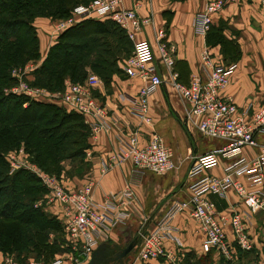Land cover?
Returning <instances> with one entry per match:
<instances>
[{"label":"built area","instance_id":"2783aa9c","mask_svg":"<svg viewBox=\"0 0 264 264\" xmlns=\"http://www.w3.org/2000/svg\"><path fill=\"white\" fill-rule=\"evenodd\" d=\"M205 1V10L198 13L194 21L195 32L203 35L209 29L211 15L237 0ZM250 1L264 8V0ZM121 2L91 0L87 4H79L67 17L55 19L56 31L62 32L88 18L116 22L127 31L133 44L131 56L123 60V72L129 78L142 80L136 94L123 95L130 101L131 112L142 122H150V97L166 82L188 102L189 109L185 118L188 126L195 128L204 137L225 141L221 148L199 155L189 175L194 177L206 173L220 157L228 160L222 176L205 174L194 180L189 186V197L186 200L171 202L151 229L138 230L136 252L129 264H141L160 258L168 264H178L180 254L166 244L178 243L180 230L175 218L183 211L188 212L203 232L204 239L200 244L202 252L213 248L231 259V247L235 245L243 250H250L254 246L260 249L259 240H253L249 229L253 214L259 210L264 212V143L259 144L254 134L255 131L264 132V107L253 111L250 118L246 119L230 97L219 95V91L227 86L234 65L216 64L205 80L193 77L187 84L181 83L174 71L175 44L163 41L161 30L155 34V47L149 40L135 39V30L147 23L149 18L139 16L136 7L120 8ZM201 59L208 62L207 51L202 53ZM42 61L43 58H40L26 63L21 72L13 68L11 77L16 82L9 91L26 95L29 99L53 103L66 111L77 112L83 118L92 119L88 124L92 134L107 129V106L94 93L97 86L103 83L101 78L89 73L82 82L66 80L63 89L58 91L35 87L29 81L33 80V73ZM156 65L163 66L166 73H157ZM119 141L120 152L101 160L103 173L127 159L137 172L164 174L174 168L172 152L157 134H152L144 143L138 142L134 134L128 138L122 136ZM246 146L259 147L258 154L250 160L242 156V149ZM19 151L6 154L9 173L26 168L38 176L46 192L35 206L43 208L48 204L56 207L53 215L61 224L70 250L56 254L49 260L33 256L18 260L14 254L0 251V264H85L92 251L110 240L111 232L127 222L133 195L131 188L111 192L102 200H97L93 193V183L68 188L63 184V175L45 172L25 158L26 154H22L24 150ZM228 191L235 192L243 200L246 209L229 213L218 211L208 195L224 197ZM227 226L230 228L231 240L228 238Z\"/></svg>","mask_w":264,"mask_h":264},{"label":"crops","instance_id":"0c3cea01","mask_svg":"<svg viewBox=\"0 0 264 264\" xmlns=\"http://www.w3.org/2000/svg\"><path fill=\"white\" fill-rule=\"evenodd\" d=\"M206 4L205 0H122L119 7H136L139 16L149 18L147 23L135 30V39L149 40L155 47V34L161 30L162 40L175 44L174 71L178 74V80L187 84L193 77L205 80L212 71V66L225 65L219 46L207 45L205 34L196 33L194 30L195 17L205 10ZM167 18L170 19L168 25ZM211 19V24L218 25L223 21L232 26L235 32L225 29L224 33L227 37L236 39L241 47V57L237 62L230 64L234 65V68L227 86L219 91V95L230 97L239 106L243 117L248 119L253 111L264 107V8L254 1L237 0L212 14ZM33 25L39 41V53L41 58H44L61 32L56 31L55 19L48 17L35 18ZM124 31L127 32L125 29ZM205 51L209 54L208 62L201 59ZM131 53L126 58H129ZM126 58L117 62L122 71L123 60ZM156 71L161 75L166 73L161 65H156ZM141 84L142 80L138 78H129L125 73H115L108 87L104 83L97 86L94 93L107 106L105 119L108 127L95 134L90 133L88 137L90 147L85 150L84 156L89 163L87 173L82 177H68L65 170H62L64 186L75 188L91 182L97 200H102L111 192L131 188L133 195L129 217L124 225L111 232V239H116L120 230L129 223L134 224L138 230L151 229L171 202L186 200L189 197V186L194 180L205 174L222 176L224 167L228 164L227 159L220 157L206 173L191 177L189 171L195 159L206 152L221 148L225 141L204 137L195 128L189 127L185 119L189 109L188 102L166 82L150 97V122H142L131 112L130 101L123 96L125 93L136 94ZM91 120L84 118L87 124H90ZM132 134L140 143L147 141L152 134L160 136L172 152L174 168L164 174L137 172L127 159L103 173L101 160L120 152L119 139L122 136L128 138ZM254 134L259 144L264 143V132L255 131ZM258 152L259 147L246 146L242 149V156L250 160ZM69 161H64L65 169L69 167ZM208 198L220 212L246 209L243 200L233 191H228L224 197L209 194ZM43 210L53 214L56 207L47 204ZM175 223L180 230L178 243L168 242L166 246L178 254L188 250L199 253L200 244L204 239L199 225L185 211L176 216ZM250 226L249 232L253 235V240L264 238H260L261 235L264 236L263 211L259 210L253 214ZM226 231L231 240L228 226ZM257 235L260 237H256ZM141 264L168 263L160 258Z\"/></svg>","mask_w":264,"mask_h":264},{"label":"trees","instance_id":"16d2710c","mask_svg":"<svg viewBox=\"0 0 264 264\" xmlns=\"http://www.w3.org/2000/svg\"><path fill=\"white\" fill-rule=\"evenodd\" d=\"M89 1L0 0V251L12 253L18 260L27 256L51 259L60 249V239H51L50 232H58L62 227L56 218L34 205L46 192L40 179L25 168L9 173L6 153L23 143L42 170L60 175L61 163L68 159L71 164L66 175L82 177L89 170L84 156L90 147L91 130L77 112L29 99L26 95H4L3 87L13 83L9 74L12 67L39 56L33 20L36 17H67L75 6ZM21 11L27 16L10 17ZM169 21L167 18L166 25ZM225 29L235 32L223 21L211 24L205 39L207 45L219 46L224 64L230 65L241 57V47L236 39L225 35ZM132 48L128 35L114 21L83 19L59 34L29 83L57 91L63 89L66 80L82 82L90 69L108 87L113 74H124L117 62L127 57ZM109 241L102 246L112 257L119 247H110ZM258 244L260 249L231 247V259L213 248L199 253L188 250L180 254L178 264H256L255 260L259 264L264 238ZM254 250L258 252L255 258H250ZM95 264L103 263L96 260Z\"/></svg>","mask_w":264,"mask_h":264},{"label":"rangeland","instance_id":"374dc122","mask_svg":"<svg viewBox=\"0 0 264 264\" xmlns=\"http://www.w3.org/2000/svg\"><path fill=\"white\" fill-rule=\"evenodd\" d=\"M14 15H20V16H22V17H26L27 15H25V14H23V11H21V12H19L18 14L16 13V14H13V15H10V17H13ZM37 18V17H36ZM61 18H65V17H61ZM54 19H56V18H54ZM59 19V18H58ZM132 42V41H131ZM41 58V56H40V53H39V56L38 57H36V58H30L29 60H27L26 62H24L23 64H21V65H17V66H15V67H12L11 69H10V71H9V74H10V76H11V73L13 72V68L14 69H16V72H21V69H22V67L26 64V63H28V62H34L35 60H38V59H40ZM45 58V57H44ZM43 58V59H44ZM124 58H126V56H124ZM123 58H121V60H122ZM89 73H93V74H95V75H97L98 77H100L97 73H95L94 71H91L90 69H88V74ZM34 75V74H33ZM12 78V77H11ZM13 79V78H12ZM34 79V78H33ZM23 80H26L24 77H23ZM102 80V79H101ZM15 80L13 79V83L12 84H8V85H5L4 87H3V93H4V95H9V94H12L13 95V93H11L9 90H10V88L15 84ZM30 82V81H29ZM35 87H40V86H35ZM40 88H45V87H40ZM46 89V88H45ZM58 91V90H57ZM14 95H17V94H15L14 93ZM26 104L27 103H24L23 105L24 106H26ZM19 150H24L23 152L24 153H22V154H26V159H28L31 163H33V164H35L37 167H39L40 169H42L36 162H34L33 160H32V157H31V155H30V153H28L27 152V150L25 149V147H24V145H23V143H21L20 144V146H18V147H15V148H12V150H10V151H14V152H16V153H20V151ZM9 152V151H8ZM7 154V153H6ZM64 163V161L61 163L62 164V166H63V169L62 170H65V172H66V169H65V166L66 165H64L63 164ZM70 164H71V162L69 161L68 162V166L69 167H67V169H69L70 168ZM8 169H9V167H8ZM26 169V168H25ZM16 170H18V169H16ZM16 170H14V171H16ZM27 170V169H26ZM14 171H12V173L14 172ZM29 171V170H28ZM45 171V170H44ZM45 172H47V171H45ZM47 173H49V172H47ZM35 176H37L35 173H33ZM61 175H62V172L60 173ZM66 175V174H65ZM38 177V176H37ZM68 177H74V176H68ZM37 202V200L35 201V203ZM35 203H34V205H35ZM49 216H51V217H53L54 219L56 218V216L55 215H53V214H50L49 213ZM128 227V228H127ZM127 227H124V228H122L121 230H120V234L116 237V239H110V241L108 242V244L110 245V247H115V246H117V247H119V249L118 250H121L122 248H124L131 240H133V238L136 236V235H138V229H137V227L134 225V224H130L129 223V225L127 226ZM263 236V235H262ZM50 237H51V239H53L54 237H58L60 240V245H59V251L56 253V254H58L59 255V253L61 254L62 252H66V251H69L70 249H69V247H68V245H66V242H65V238H64V234H63V230H62V228H60V231H56V232H54V231H51L50 232ZM131 239V240H130ZM58 241V242H59ZM135 248V249H134ZM126 256H124L123 257V260L125 261V263L126 264H128L129 262H130V260L133 258V254L135 253V251H136V247H134ZM118 250H116L115 252H117ZM115 252H113V254L115 253ZM256 252H258V250H254V251H252V253L251 254H249V257L250 258H255V256H256ZM262 252H263V250H262ZM262 252H261V254H260V256H259V259H260V263L259 264H264V252H263V254H262ZM55 254V255H56ZM113 254H112V257H113ZM254 254H255V256H254ZM53 258V257H52ZM39 259H43V258H39ZM234 260H232V262H233ZM254 261V260H253ZM254 263H256L257 264V260H255L254 261Z\"/></svg>","mask_w":264,"mask_h":264},{"label":"water","instance_id":"95a60500","mask_svg":"<svg viewBox=\"0 0 264 264\" xmlns=\"http://www.w3.org/2000/svg\"><path fill=\"white\" fill-rule=\"evenodd\" d=\"M138 241V237H134L124 248L118 250L113 254V258L122 261V258L126 256L135 246ZM102 245H98L91 253L89 260L85 264H95L96 260L99 258V253L101 252Z\"/></svg>","mask_w":264,"mask_h":264},{"label":"flooded vegetation","instance_id":"af4514ba","mask_svg":"<svg viewBox=\"0 0 264 264\" xmlns=\"http://www.w3.org/2000/svg\"><path fill=\"white\" fill-rule=\"evenodd\" d=\"M98 260H100L103 264H126L123 258L122 261L120 262L119 260L111 257V255H108V249L103 246L101 248V252L99 253Z\"/></svg>","mask_w":264,"mask_h":264}]
</instances>
